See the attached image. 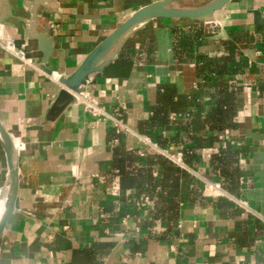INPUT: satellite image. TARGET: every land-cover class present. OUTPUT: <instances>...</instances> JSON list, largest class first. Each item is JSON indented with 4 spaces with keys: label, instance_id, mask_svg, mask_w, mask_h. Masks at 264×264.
<instances>
[{
    "label": "crops",
    "instance_id": "1",
    "mask_svg": "<svg viewBox=\"0 0 264 264\" xmlns=\"http://www.w3.org/2000/svg\"><path fill=\"white\" fill-rule=\"evenodd\" d=\"M164 1L197 9L215 0H0V43L37 67L0 45V123L18 140L0 264H264V0L136 26L76 103L50 116L60 79ZM120 63L126 73L107 74ZM183 98L181 112L165 106ZM8 174L0 141V188Z\"/></svg>",
    "mask_w": 264,
    "mask_h": 264
},
{
    "label": "water",
    "instance_id": "2",
    "mask_svg": "<svg viewBox=\"0 0 264 264\" xmlns=\"http://www.w3.org/2000/svg\"><path fill=\"white\" fill-rule=\"evenodd\" d=\"M231 0H215L212 3L197 9L175 8L169 1L156 3L134 13L118 29H116L106 40H104L94 51H92L81 66L70 76L62 77L60 84L63 89L55 100L51 110V117H58L69 106L77 101V96L85 93V83L90 77L102 72L112 61L117 53V45L120 40L136 26L153 19H189L200 20L212 16L215 12L225 7ZM111 56V57H110ZM48 74L52 71L43 67ZM0 141L6 152L9 174V197L7 211L0 220V237L6 224L11 217L18 195V165L16 153H13L12 141L9 133L0 123Z\"/></svg>",
    "mask_w": 264,
    "mask_h": 264
},
{
    "label": "built area",
    "instance_id": "3",
    "mask_svg": "<svg viewBox=\"0 0 264 264\" xmlns=\"http://www.w3.org/2000/svg\"><path fill=\"white\" fill-rule=\"evenodd\" d=\"M0 45L5 49V51H7L9 54L19 58L25 65L30 66V67H34L37 68L34 65V62L32 59H30L29 57H27L26 53L24 50H19L17 48V46L13 43V42H5V43H0ZM87 105H88V110L92 113L97 115V108H96V104L92 101H86ZM106 117L108 119H110L113 123V125L115 126V128L117 129L118 132H128V128L119 120L106 115ZM145 142L147 144H149L150 146L154 147L155 149L159 150L164 156H166L169 160L173 161L174 163H177L178 165L183 166V163L181 161L180 158L172 155L171 153H169L168 151H163L161 149H159L157 147L156 144H154L152 141H150L149 139H144ZM203 184H204V188L206 191L208 192H212L215 193L217 195L220 196H226L229 197L228 193L222 188L220 183H216V182H210L208 180H203ZM237 203L241 206V208H243L244 210H246L247 212H252L250 210V208L241 201H237Z\"/></svg>",
    "mask_w": 264,
    "mask_h": 264
},
{
    "label": "trees",
    "instance_id": "4",
    "mask_svg": "<svg viewBox=\"0 0 264 264\" xmlns=\"http://www.w3.org/2000/svg\"><path fill=\"white\" fill-rule=\"evenodd\" d=\"M129 68V64L125 63V64H116V65H111L110 67H108V69L106 70L107 71V74L108 75H123L124 73L127 72ZM188 104L187 100H185V98H183V100L178 104V105H173L171 101H167L165 103V106L167 108H170L171 111L173 112H181L184 110L185 106ZM220 116H222V121L221 122H224L227 121L229 118L232 117L231 114H220ZM221 118V117H220ZM221 186H222V183H220ZM222 188L228 192L223 186Z\"/></svg>",
    "mask_w": 264,
    "mask_h": 264
},
{
    "label": "bare ground",
    "instance_id": "5",
    "mask_svg": "<svg viewBox=\"0 0 264 264\" xmlns=\"http://www.w3.org/2000/svg\"><path fill=\"white\" fill-rule=\"evenodd\" d=\"M55 78L58 79L57 76ZM13 147V153H16L18 140L15 135H10ZM8 197H9V182L7 181L6 185L0 188V220L5 215L7 211V204H8Z\"/></svg>",
    "mask_w": 264,
    "mask_h": 264
}]
</instances>
